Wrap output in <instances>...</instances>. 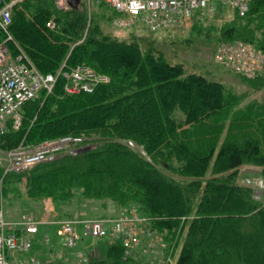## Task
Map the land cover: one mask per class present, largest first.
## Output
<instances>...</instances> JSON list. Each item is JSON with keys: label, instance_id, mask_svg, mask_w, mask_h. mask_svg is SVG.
Segmentation results:
<instances>
[{"label": "trees", "instance_id": "trees-1", "mask_svg": "<svg viewBox=\"0 0 264 264\" xmlns=\"http://www.w3.org/2000/svg\"><path fill=\"white\" fill-rule=\"evenodd\" d=\"M91 18L86 7L59 10L53 0L13 8V54L22 51L57 82L50 95L42 92L22 107L19 130L9 122L0 131V151L66 137L83 151L25 174L3 177L0 166V210L4 200L22 196V188L28 199L42 202H69L80 192L85 200L120 208L139 205L179 251L177 264H264V205L239 181L247 164L264 173V102L244 105V94L201 75L186 76L184 65L171 64L148 37L120 41ZM192 28L206 31L199 24ZM207 32L218 42L264 50V0H253L244 17ZM5 39L0 29V43ZM81 66L109 82L90 94H66L58 73ZM241 79L253 91L264 89V75ZM88 264H124L122 243H111L105 260Z\"/></svg>", "mask_w": 264, "mask_h": 264}, {"label": "built area", "instance_id": "built-area-1", "mask_svg": "<svg viewBox=\"0 0 264 264\" xmlns=\"http://www.w3.org/2000/svg\"><path fill=\"white\" fill-rule=\"evenodd\" d=\"M26 0H0V29L6 39L0 43V131L11 122L14 130L23 125L22 107L29 101L50 95L57 76L43 75L21 51L14 55L8 42L13 8ZM59 10L68 7V0H53ZM253 0H83L91 15L93 7H105L114 14L113 26L131 29L144 26L151 34L169 30L173 25H203L212 21L219 12L230 10L244 17ZM50 27L55 28L53 22ZM215 64L246 79L264 75V50L246 42L222 41L215 53ZM58 76L65 79L64 91L68 95L93 93L109 79L87 66L69 71L64 68ZM130 147H136L129 142ZM71 137L43 142L34 147H21L6 156L4 175L25 174L34 167L55 162L64 156H77L81 151ZM3 180H1L2 184ZM241 184L253 190L256 201L264 205V177L245 178ZM0 211V264H40L35 243L42 224L61 225L58 231L60 251L47 253L52 261L65 264H88L92 259L82 251H75L81 238L105 239L121 242L124 247V264H177L179 251L170 246L164 235L151 226V219L139 205L119 208L115 217L96 220L42 223L32 215L24 214L21 221L8 222ZM81 230V231H80ZM82 232V233H81ZM46 246L52 242L43 238ZM75 251V252H74ZM26 257V258H25Z\"/></svg>", "mask_w": 264, "mask_h": 264}, {"label": "rangeland", "instance_id": "rangeland-1", "mask_svg": "<svg viewBox=\"0 0 264 264\" xmlns=\"http://www.w3.org/2000/svg\"><path fill=\"white\" fill-rule=\"evenodd\" d=\"M80 7H86L85 2L82 1ZM88 14L90 15L89 11ZM113 14L111 10L105 7H93L91 19H94L95 22L101 26L105 35L117 38L120 41H129L133 37H148L152 41H155L157 47L163 51L171 64L184 65L186 76L192 74L201 75L212 81L220 82L236 93L244 94L246 96L243 103L244 105L251 101L264 102V89L261 91H253L242 81L240 76L222 68L214 62V53L222 41L218 42L215 36L217 35L216 33L208 37L209 34L207 33L209 32H207V30H213L214 32L216 29H220L224 26V24L233 21L236 16L233 15L230 10L226 9L223 12H219L212 21L203 24L202 27L206 31H203L201 34L193 32V25H173L169 30L156 34H151L144 26L138 25L131 29H118L113 26ZM89 147H86V149ZM77 148L83 151V148L78 146ZM10 152L0 151V166H7L5 160ZM254 177H264L263 170L251 164H247L240 169V183L245 178ZM22 191V196L14 200H4L1 210L3 211L5 221H21V217L24 214L32 215L36 220L41 221L46 214V210L44 209L45 202L30 200L25 195L24 188H22ZM52 202L55 208L53 218L56 221L55 223L71 222L74 220H96L116 216V213H111L112 208L109 209V207H112V204L115 205L114 203L102 202L99 200H85L81 198L80 192H78L77 196L72 201ZM115 206L120 208L117 205ZM55 225L56 226L53 228L49 227V224L40 225V235L37 237L39 242H41V244H39L41 251L37 253L39 259H42V263L40 264H49V261L45 259L46 256L44 255L47 250L49 251L60 247V238L57 232L61 229V225ZM46 235L51 239V246H46L43 243V238ZM81 239L75 251H82L91 259L105 260L108 257L109 246L112 243L110 238ZM35 243H38V241H35Z\"/></svg>", "mask_w": 264, "mask_h": 264}, {"label": "crops", "instance_id": "crops-1", "mask_svg": "<svg viewBox=\"0 0 264 264\" xmlns=\"http://www.w3.org/2000/svg\"><path fill=\"white\" fill-rule=\"evenodd\" d=\"M45 202V206H44V209L46 210V214H45V216L43 217V219L40 221V222H42V223H54V222H56L53 218H54V205H53V202L52 201H44ZM110 208H112V212L111 213H116V215L118 214V211H119V208H117L115 205H113L112 204V207H109V209ZM34 219H35V217H34ZM36 220V219H35ZM37 221H39V220H37ZM8 222H16L15 220H9ZM54 226H56V225H52V226H50V224H49V227H51V228H53ZM58 233V232H57ZM39 235H40V228H39V234L38 235H36L35 236V239H38L37 237H39ZM45 237V236H44ZM36 241H38V243H39V239L38 240H36ZM35 251H36V253H38L39 251H41V247L40 246H37L36 248H35ZM51 250H47L45 253H44V255L46 256V260H48L49 261V263L50 262H52V260L50 259V256L49 255H47V253L48 252H50ZM53 251L55 252V253H57V252H59L60 251V249H59V247L57 248V249H53ZM26 258V257H25ZM45 259H44V261H45ZM41 263H42V259H41Z\"/></svg>", "mask_w": 264, "mask_h": 264}, {"label": "water", "instance_id": "water-1", "mask_svg": "<svg viewBox=\"0 0 264 264\" xmlns=\"http://www.w3.org/2000/svg\"><path fill=\"white\" fill-rule=\"evenodd\" d=\"M81 3H82V0H68V6L69 8L73 10L79 9Z\"/></svg>", "mask_w": 264, "mask_h": 264}]
</instances>
